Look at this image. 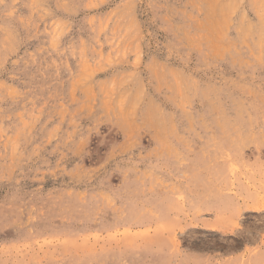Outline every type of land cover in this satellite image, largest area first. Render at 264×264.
Listing matches in <instances>:
<instances>
[{
    "label": "rangeland",
    "instance_id": "rangeland-1",
    "mask_svg": "<svg viewBox=\"0 0 264 264\" xmlns=\"http://www.w3.org/2000/svg\"><path fill=\"white\" fill-rule=\"evenodd\" d=\"M0 264H264V0H0Z\"/></svg>",
    "mask_w": 264,
    "mask_h": 264
}]
</instances>
